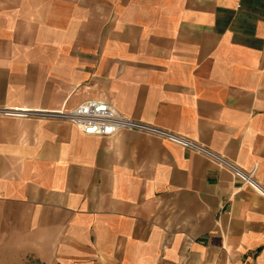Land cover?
<instances>
[{"label":"crops","instance_id":"1","mask_svg":"<svg viewBox=\"0 0 264 264\" xmlns=\"http://www.w3.org/2000/svg\"><path fill=\"white\" fill-rule=\"evenodd\" d=\"M88 100L184 137L0 115V263L264 264V0H0V110Z\"/></svg>","mask_w":264,"mask_h":264},{"label":"built area","instance_id":"2","mask_svg":"<svg viewBox=\"0 0 264 264\" xmlns=\"http://www.w3.org/2000/svg\"><path fill=\"white\" fill-rule=\"evenodd\" d=\"M1 116L28 118L32 116L43 118L64 119L75 125L84 135L91 137H111L120 131H132L157 135L167 141L177 143L185 148L193 149L215 161L218 165L233 171L241 180L243 186L257 189L252 173L240 170L236 165L216 155L209 149L198 145L179 135L163 131L152 126L139 123L126 117L115 107L105 101L88 100L74 109L63 108L53 112H34L26 110H0Z\"/></svg>","mask_w":264,"mask_h":264},{"label":"rangeland","instance_id":"3","mask_svg":"<svg viewBox=\"0 0 264 264\" xmlns=\"http://www.w3.org/2000/svg\"><path fill=\"white\" fill-rule=\"evenodd\" d=\"M3 264V263H0ZM19 264H46V263H33V260L30 258H26L23 263H19Z\"/></svg>","mask_w":264,"mask_h":264}]
</instances>
